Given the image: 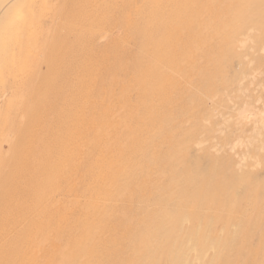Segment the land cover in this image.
Instances as JSON below:
<instances>
[{"label": "bare ground", "instance_id": "bare-ground-1", "mask_svg": "<svg viewBox=\"0 0 264 264\" xmlns=\"http://www.w3.org/2000/svg\"><path fill=\"white\" fill-rule=\"evenodd\" d=\"M0 264H264V0H0Z\"/></svg>", "mask_w": 264, "mask_h": 264}]
</instances>
